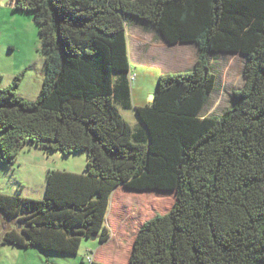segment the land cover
<instances>
[{"label": "trees", "instance_id": "1", "mask_svg": "<svg viewBox=\"0 0 264 264\" xmlns=\"http://www.w3.org/2000/svg\"><path fill=\"white\" fill-rule=\"evenodd\" d=\"M14 10L32 15L45 74L34 102L16 95L21 75L0 90V164L34 146L86 165L49 170L40 201L0 195L14 223L2 243L76 256L84 240L108 242L117 188L169 189L172 208L143 223L127 264H264V0H14ZM130 24L197 49L192 69L157 78L133 126L121 113L132 109ZM215 55L243 57V85L220 116L202 117Z\"/></svg>", "mask_w": 264, "mask_h": 264}, {"label": "rangeland", "instance_id": "2", "mask_svg": "<svg viewBox=\"0 0 264 264\" xmlns=\"http://www.w3.org/2000/svg\"><path fill=\"white\" fill-rule=\"evenodd\" d=\"M167 48H170V51L175 49L174 47ZM163 52L161 46L155 50V65L149 67L139 68L138 65L130 61L131 66L136 65V70H140V86L137 87L131 83L135 99L144 97L145 93H148L144 99L148 102L149 96L155 92L156 81L146 76L143 70H159L158 73L165 69L186 70L184 67L176 66L180 62L177 56H175V63ZM243 66L244 59L240 55H215L210 58V69L216 76V88L201 113L202 117L220 116L232 106L233 92H239L243 85ZM44 74V57L41 53L38 30L32 21V15L15 11L14 0H0V90L7 87L14 77L21 75L22 80L16 95L26 101L34 102L40 93ZM121 113L128 123L132 125L137 123L133 109L121 111ZM85 165V154L63 157L59 153L46 155L34 146L25 147L10 166L0 164V195L40 201L44 198L46 175L49 170L80 174ZM122 191L124 192L120 193L119 197L120 199L122 197V200L125 199L127 205L123 206L125 209L123 215L125 216L121 215L119 219H127L132 227L128 232V240L122 242L125 248L117 252V263L105 259L103 264H126L131 251L134 231L154 216L169 212L175 202V193L169 189L127 190L124 188ZM11 227H14V223L6 221L0 215V264H47V260L53 258L57 259L55 264H80L81 260L84 264H89L87 258H92L98 251V243L90 240L83 241L78 257L75 259L69 257L59 259L58 255L47 257L44 253L33 249L19 250L2 243L5 229ZM88 248L91 250H87Z\"/></svg>", "mask_w": 264, "mask_h": 264}, {"label": "crops", "instance_id": "3", "mask_svg": "<svg viewBox=\"0 0 264 264\" xmlns=\"http://www.w3.org/2000/svg\"><path fill=\"white\" fill-rule=\"evenodd\" d=\"M146 37H148V38H146ZM126 45H127L128 61H129V65H130V73H131V76L134 77V81L132 83H133V85L134 84L137 85V87L140 86V84H139L140 70H136V65H138L139 68L142 66L143 67L144 66L149 67V66L155 65V62H154L155 61V50H157V48H160V46L164 51L163 53H165V55L169 56L170 59H173L175 61V56H177L178 59L180 60V62L176 66H180L182 68L184 67V68H186V70L181 71V70H169V69L166 70L165 69V71H161V73H158L159 70H153V71L152 70H143L145 72L144 74L146 76H148L151 80L156 81L157 78L162 74H167V73H171V72L172 73H178V72L188 71V70L192 69V67L194 66L195 61L197 59V49L195 46H192V45L190 47L188 45H185L183 47L181 45L168 46V45L164 44L163 42L158 41L156 38H154L153 35L143 33L140 30V28L135 24H130L126 29ZM167 47H174L175 49L170 51V48H167ZM179 47H182V48H179ZM167 49H169V50H167ZM130 61L136 65L131 66ZM175 63H176V61H175ZM154 71H156V72H154ZM131 86H132V84H131ZM147 94L148 93H145L144 97L135 99L133 97V90L131 87L132 109L138 108V107H144L145 105H148V103L144 100L145 97L147 96ZM137 123H139L138 119H137ZM137 123L135 122L133 125H135ZM130 125L133 126L132 124H130ZM52 155H54V154H52ZM79 155H81V154H79ZM71 156H73V155H71ZM69 173H72V172H69ZM122 190H124L123 187L117 188L113 192V194L111 195V198H110L109 208H108L107 215L105 218V224H106L105 228L107 229V227H108L109 230L108 229L107 230H108L109 235H110L108 242H106L105 244H99L96 239L94 241L90 240L91 242H97L98 246H99L98 251H96L95 255H93V257H92L94 264H103L105 259L106 260H113V261H116V263H117V260H116L117 252H119L120 250L125 248L123 246L122 242H125L126 240H128V237H129L128 232L130 231L132 224L128 223L127 219H125V220L123 218H122V220L119 219V217L121 215H122V217L125 216V215H123V213L125 212V209L123 206H124V204L127 205V203H126L127 201H125V199L122 200V197H121V199L119 197L120 193L124 192ZM142 225H143V223L141 224V226ZM140 227L138 229H136L133 233L134 236L132 238V244H133L134 238H135L138 230L140 229ZM86 241H89V240H86ZM82 243H81V245H82ZM131 248H132V245H131ZM16 249H18V248H16ZM113 249H114V251H113ZM19 250L26 251L28 249H19ZM87 250H91V248H88ZM79 251H80V249H79ZM79 251H78L76 256H72L69 258L75 259L76 257H78ZM107 251H109V253H107ZM86 252L90 253L91 251H86ZM39 253H42V252L39 251ZM51 257H53V256H51ZM69 258H65V259H69ZM59 259H64V258L59 257ZM55 261H57V259L53 258L51 260H47L46 263L47 264H55ZM127 262H128V260H127ZM80 264H84L82 262V260H81Z\"/></svg>", "mask_w": 264, "mask_h": 264}, {"label": "built area", "instance_id": "4", "mask_svg": "<svg viewBox=\"0 0 264 264\" xmlns=\"http://www.w3.org/2000/svg\"><path fill=\"white\" fill-rule=\"evenodd\" d=\"M129 81L132 83L134 81V77L130 76L129 77ZM87 261H88L89 264H93V259L92 258L88 257Z\"/></svg>", "mask_w": 264, "mask_h": 264}, {"label": "water", "instance_id": "5", "mask_svg": "<svg viewBox=\"0 0 264 264\" xmlns=\"http://www.w3.org/2000/svg\"><path fill=\"white\" fill-rule=\"evenodd\" d=\"M153 100H154V94H152V95H150L149 96V99H148V104H150V103H152L153 102ZM96 238L95 237H92L90 240L91 241H94Z\"/></svg>", "mask_w": 264, "mask_h": 264}]
</instances>
